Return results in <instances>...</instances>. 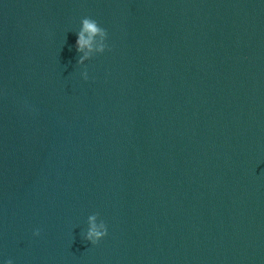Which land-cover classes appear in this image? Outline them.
Masks as SVG:
<instances>
[{
  "label": "water",
  "instance_id": "1",
  "mask_svg": "<svg viewBox=\"0 0 264 264\" xmlns=\"http://www.w3.org/2000/svg\"><path fill=\"white\" fill-rule=\"evenodd\" d=\"M0 258L264 264V0H0Z\"/></svg>",
  "mask_w": 264,
  "mask_h": 264
},
{
  "label": "clouds",
  "instance_id": "2",
  "mask_svg": "<svg viewBox=\"0 0 264 264\" xmlns=\"http://www.w3.org/2000/svg\"><path fill=\"white\" fill-rule=\"evenodd\" d=\"M108 33L101 27L95 19L83 17L80 20L79 28L76 31L75 48L79 54L76 61L79 65H84L93 56L103 54L108 49ZM84 80L88 79L87 71L81 72ZM98 214H90L87 218L88 226L82 234L85 241L95 245L108 234V226L102 220L97 222ZM34 236L40 235V229L33 231ZM0 264H14L12 259L0 258Z\"/></svg>",
  "mask_w": 264,
  "mask_h": 264
}]
</instances>
